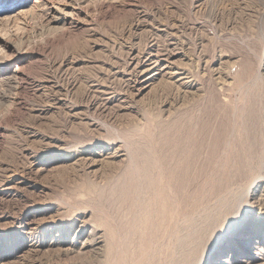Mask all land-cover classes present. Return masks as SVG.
<instances>
[{
	"label": "rangeland",
	"instance_id": "obj_1",
	"mask_svg": "<svg viewBox=\"0 0 264 264\" xmlns=\"http://www.w3.org/2000/svg\"><path fill=\"white\" fill-rule=\"evenodd\" d=\"M212 241L264 253V0H0V264Z\"/></svg>",
	"mask_w": 264,
	"mask_h": 264
},
{
	"label": "bare ground",
	"instance_id": "obj_2",
	"mask_svg": "<svg viewBox=\"0 0 264 264\" xmlns=\"http://www.w3.org/2000/svg\"><path fill=\"white\" fill-rule=\"evenodd\" d=\"M168 84V83H167ZM175 87V86H174ZM191 97V96H190ZM251 186V185H250ZM186 189V188H185ZM247 191V190H246ZM247 193V192H246ZM223 195V194H222ZM262 201V200H261ZM182 202V201H181ZM232 233V232H231ZM248 235V234H247ZM246 235V236H247ZM248 236H250V235H248ZM239 238H241L240 240H241V242L242 243H239L240 244V246H241V249H242V247H247L249 244H250V239L251 238H249V237H245V235H241V237H239ZM217 241V240H216ZM219 241V240H218ZM238 242V241H237ZM245 242V243H244ZM216 243V242H215ZM251 244H253L254 246H252V249L253 250H255V252H253V255H244V257H242V256H240L239 255V257L240 258H244V259H239V257H237V262H238V264H264V253L261 255L260 254V248H261V246L262 245H260L259 246V244H257L256 242L255 243H253V241L251 242ZM218 245V244H217ZM217 245H215L214 246V243H213V241L209 244V246H207V250L204 252V254L203 255H201V256H198V257H196L195 258V260H194V264H206V262H205V260H206V257L209 255V251L212 249L211 247H216ZM204 246V245H203ZM157 248V247H156ZM236 248H238V249H240V247H239V245H237L236 246ZM204 250V249H203ZM230 251V250H229ZM263 251V250H262ZM264 252V251H263ZM242 254H244V252L242 253ZM241 254V255H242ZM259 255H261V260L263 261V263H261V262H259L260 261V259H258L260 256ZM187 258H189L190 256H191V253H189L188 254V252H187V255H185ZM217 258V257H216ZM218 258H220L218 261H216L215 263L213 262V264H233V263H231V262H228V260H227V258H225V259H222V256H219ZM224 258V257H223ZM181 260V259H180ZM188 260V259H187ZM193 260H192V262H193ZM209 261V260H208ZM205 262V263H204ZM257 262H259V263H257ZM235 263V262H234Z\"/></svg>",
	"mask_w": 264,
	"mask_h": 264
}]
</instances>
